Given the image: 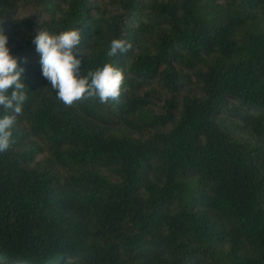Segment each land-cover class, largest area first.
Listing matches in <instances>:
<instances>
[{"label":"trees","instance_id":"obj_1","mask_svg":"<svg viewBox=\"0 0 264 264\" xmlns=\"http://www.w3.org/2000/svg\"><path fill=\"white\" fill-rule=\"evenodd\" d=\"M39 17L79 31L82 74L123 72L118 100L57 98ZM0 28L28 88L0 264H264V0H0Z\"/></svg>","mask_w":264,"mask_h":264},{"label":"clouds","instance_id":"obj_2","mask_svg":"<svg viewBox=\"0 0 264 264\" xmlns=\"http://www.w3.org/2000/svg\"><path fill=\"white\" fill-rule=\"evenodd\" d=\"M81 41V35L74 27L51 34L41 27L39 17L33 43L40 57L42 76L49 81L56 90L57 98L66 106L82 99L98 98L100 103L118 100L124 80L123 72L111 63H105L101 68L82 74L81 60L74 55V52L79 53ZM7 43L8 37L0 28V109L4 113L0 116V152L9 150L15 143L12 129L28 99V88L22 82L24 68L10 54ZM131 48L129 41L116 38L111 40L107 55H123Z\"/></svg>","mask_w":264,"mask_h":264}]
</instances>
